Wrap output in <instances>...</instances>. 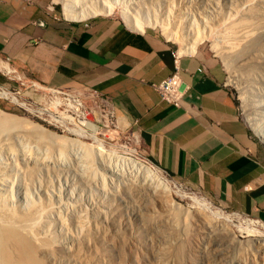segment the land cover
<instances>
[{
	"label": "rangeland",
	"instance_id": "374dc122",
	"mask_svg": "<svg viewBox=\"0 0 264 264\" xmlns=\"http://www.w3.org/2000/svg\"><path fill=\"white\" fill-rule=\"evenodd\" d=\"M31 1L46 17L68 21L109 17L125 23L126 12L134 20L148 22L145 30L161 34L182 55L201 52L220 61L226 86L264 157V141L256 132L264 129V0ZM66 4L76 9H113L110 14L93 13L76 20L65 14ZM164 27L175 34V40L163 33ZM193 41L195 49L187 51ZM0 93V109L26 119L24 131L37 134L21 141L30 142V161L20 155L19 145H13V154L0 149V172L14 182L12 194L18 204L24 202L18 196L22 192L34 207L44 209L33 223L44 241L40 245L44 250L38 252L44 264H264V255L249 250L252 236L238 229L245 219H258L223 207L159 168L143 152L138 136L122 129L100 96L51 89L11 74L0 75ZM99 151L103 156L97 157ZM127 157L152 166L167 180L177 204L153 192V185L131 168ZM191 196L233 214L235 242L194 229V222L184 214L196 210ZM219 251L223 257H215Z\"/></svg>",
	"mask_w": 264,
	"mask_h": 264
},
{
	"label": "crops",
	"instance_id": "0c3cea01",
	"mask_svg": "<svg viewBox=\"0 0 264 264\" xmlns=\"http://www.w3.org/2000/svg\"><path fill=\"white\" fill-rule=\"evenodd\" d=\"M174 50L161 34L116 18L51 19L31 0H0V75L100 96L159 168L264 222L263 149L226 86L222 64L177 51L189 89L176 106L156 87L175 71Z\"/></svg>",
	"mask_w": 264,
	"mask_h": 264
},
{
	"label": "bare ground",
	"instance_id": "6f19581e",
	"mask_svg": "<svg viewBox=\"0 0 264 264\" xmlns=\"http://www.w3.org/2000/svg\"><path fill=\"white\" fill-rule=\"evenodd\" d=\"M112 9H113L112 7L105 8L103 6L97 8L96 10L85 9V8L76 9L74 5L72 6V4L71 5L66 4L65 14L69 19L77 20L84 18L88 15L90 16L93 13L110 14ZM123 16L125 18L124 19L125 23L130 28L137 31H142V32L145 31L148 22L139 21L136 19L134 20L126 12L123 13ZM163 33L166 34V36L169 39H174V40L176 39L175 34L173 35L172 31L170 32L167 29V27H164ZM196 44L197 43L194 41L190 42L187 46V51L194 50ZM255 45L257 44L255 43ZM7 71L10 72L11 71L10 68H7ZM4 95H7V93L5 92ZM23 120L26 119H22L16 115L7 113L4 110L0 109V149L5 148L9 150V151L7 150V152L12 153L13 145L14 144L19 145L20 155L25 160L29 159L28 161H30V159H33L32 152L30 151L29 148H27L28 143L30 144V142H21V141L24 140L26 141L29 139V137L31 138L32 136H37V134L35 133L33 134L32 132L30 133L25 132L22 125ZM35 126L45 130L49 135L52 134L56 135L52 131L42 128V126L38 124H35ZM256 132L257 135L264 141V129L257 128ZM13 140L18 142H11ZM60 154L61 156H65L66 152L62 150L60 151ZM86 154L87 156H89L91 155V152L86 149ZM101 154L102 152L99 151L97 153V157L103 156ZM127 158L126 159L128 160L131 168H134L137 170V172H140L145 177V179L143 178V180L146 182L147 181L150 182L151 185L154 186V187L152 186L153 192L158 191L159 194L163 196V198L167 199V201L169 200L170 202L176 203V201L174 200L175 194L173 192L171 185L167 180L162 178L152 166L145 164L142 161H138L132 157H127ZM13 186H15V184L12 181L11 177L3 172H0V264H44L45 263V262L43 263L44 260L42 261L38 257L39 248L44 250V248L40 247V245L44 244V241L38 236L37 232L35 231L36 230L35 226L33 224L36 222L35 220H37L38 217L40 216L39 214L40 213L43 214L42 211L44 209L42 210V208L39 209L36 208V206L34 207L30 203L31 201L29 200L27 193L24 194L22 192H20L18 196L19 198L24 199V202L18 204L17 199L12 194V189L13 190L15 189V187L13 188ZM21 193L24 194L23 198ZM177 195L180 196L181 198L184 196V194H179V193ZM190 199L192 200L193 205L194 204L196 205V207H192V208H196V210H185L184 214L186 218L188 217L192 222H194V229L196 230L204 229L209 234L219 233L222 235V237H226V239H228L231 242L236 241V233L230 224L231 222L234 221L233 214L231 216L219 210H215L212 206V203L205 198L191 196ZM238 229L241 231H246L249 234V236H252V238L249 239V241H247V244L250 247L249 250L254 251L255 253L258 252L260 256H263L264 255V223H262L260 220H254L248 218L242 221V226H240ZM39 254H41V252ZM220 256H222V253L220 251L217 254H215V257H220ZM230 264H239V262L230 263Z\"/></svg>",
	"mask_w": 264,
	"mask_h": 264
},
{
	"label": "built area",
	"instance_id": "2783aa9c",
	"mask_svg": "<svg viewBox=\"0 0 264 264\" xmlns=\"http://www.w3.org/2000/svg\"><path fill=\"white\" fill-rule=\"evenodd\" d=\"M173 57H174V65H175L174 73L156 87L163 100L172 103L176 106H180L183 96L188 92L189 86L184 82L180 74L181 55H178L177 49L174 50Z\"/></svg>",
	"mask_w": 264,
	"mask_h": 264
}]
</instances>
